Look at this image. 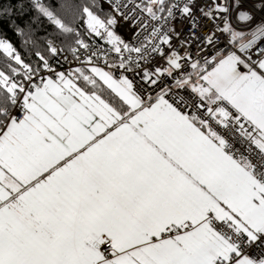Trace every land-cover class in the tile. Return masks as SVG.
I'll return each instance as SVG.
<instances>
[{"label": "snow or ice", "instance_id": "1", "mask_svg": "<svg viewBox=\"0 0 264 264\" xmlns=\"http://www.w3.org/2000/svg\"><path fill=\"white\" fill-rule=\"evenodd\" d=\"M0 264H264V0H0Z\"/></svg>", "mask_w": 264, "mask_h": 264}, {"label": "trees", "instance_id": "2", "mask_svg": "<svg viewBox=\"0 0 264 264\" xmlns=\"http://www.w3.org/2000/svg\"><path fill=\"white\" fill-rule=\"evenodd\" d=\"M9 35H10V34H9ZM10 38L13 39V40L15 41V38H14V37H11V36H10Z\"/></svg>", "mask_w": 264, "mask_h": 264}]
</instances>
